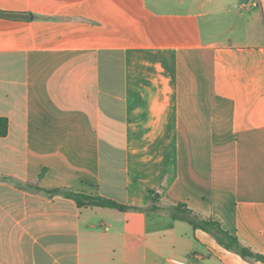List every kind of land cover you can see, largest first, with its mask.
Returning a JSON list of instances; mask_svg holds the SVG:
<instances>
[{"label": "crops", "instance_id": "0c3cea01", "mask_svg": "<svg viewBox=\"0 0 264 264\" xmlns=\"http://www.w3.org/2000/svg\"><path fill=\"white\" fill-rule=\"evenodd\" d=\"M0 10V264H264V0Z\"/></svg>", "mask_w": 264, "mask_h": 264}, {"label": "trees", "instance_id": "16d2710c", "mask_svg": "<svg viewBox=\"0 0 264 264\" xmlns=\"http://www.w3.org/2000/svg\"><path fill=\"white\" fill-rule=\"evenodd\" d=\"M0 17L5 19L20 20L25 19L26 16L21 13L7 12L0 10ZM8 134V121L0 118V137H5ZM47 194H64L67 197L74 199L79 207H102L112 208L119 211L136 210L138 208L120 205L114 201L107 200L102 197H92L84 194H76L69 191L53 190L46 191ZM172 217L181 219L188 222L196 229H202L216 237L218 242L224 245L227 249L234 250L243 258H254V254L246 247L242 246L236 237L230 236L227 232L223 231L217 222L200 220L198 217L193 216L188 210L177 207L171 210Z\"/></svg>", "mask_w": 264, "mask_h": 264}, {"label": "built area", "instance_id": "2783aa9c", "mask_svg": "<svg viewBox=\"0 0 264 264\" xmlns=\"http://www.w3.org/2000/svg\"><path fill=\"white\" fill-rule=\"evenodd\" d=\"M256 4L254 3L253 6H255ZM172 262H174L175 264H186L185 262H181L178 260H173Z\"/></svg>", "mask_w": 264, "mask_h": 264}, {"label": "rangeland", "instance_id": "374dc122", "mask_svg": "<svg viewBox=\"0 0 264 264\" xmlns=\"http://www.w3.org/2000/svg\"><path fill=\"white\" fill-rule=\"evenodd\" d=\"M205 23H206V21H205V19H204V25H205ZM158 195V194H157ZM232 204V203H231Z\"/></svg>", "mask_w": 264, "mask_h": 264}]
</instances>
